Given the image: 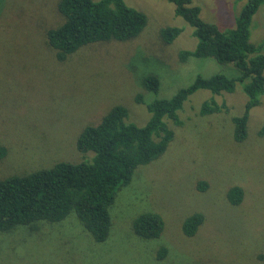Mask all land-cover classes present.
<instances>
[{
    "label": "rangeland",
    "instance_id": "374dc122",
    "mask_svg": "<svg viewBox=\"0 0 264 264\" xmlns=\"http://www.w3.org/2000/svg\"><path fill=\"white\" fill-rule=\"evenodd\" d=\"M58 1L0 0V144L7 149L0 178L82 160L78 134L114 104L141 125L149 117L145 103L171 96L197 73H238L213 57L178 59L196 38L167 0H124L146 15L135 37L88 43L60 60L46 39V30L62 21ZM192 2L203 20L227 29L246 0ZM165 26L181 28L168 44L159 34ZM249 30L251 42L264 39V2ZM147 73L158 77L156 92L141 84ZM138 93L142 103L134 99ZM211 96L221 108L199 114ZM245 100L238 83L232 92L199 88L190 94L177 111L180 123L168 121L173 135L165 150L138 165L117 191L105 240L95 241L71 211L58 222L1 231L0 264H264V92L249 110L246 137L236 141L231 117L243 111ZM233 185L243 189L236 204L227 198ZM148 210L164 222L153 239L131 229L136 215ZM193 212L203 221L187 236L181 226Z\"/></svg>",
    "mask_w": 264,
    "mask_h": 264
},
{
    "label": "trees",
    "instance_id": "16d2710c",
    "mask_svg": "<svg viewBox=\"0 0 264 264\" xmlns=\"http://www.w3.org/2000/svg\"><path fill=\"white\" fill-rule=\"evenodd\" d=\"M167 1L174 4L175 14L186 21L196 38L192 49L179 50L178 59L213 57L217 62L231 63L238 73L234 76L222 72L209 76L197 73L171 96L145 103L149 117L141 125L127 120L124 105L114 104L98 123L86 125L78 134L75 145L84 155L82 160H60L48 167L1 177L0 232L19 225L36 228L42 223L58 222L73 211L95 241L105 240L111 225L108 207L117 191L129 183L138 165L148 163L165 150L173 135L168 121L180 123L177 111L199 88L218 94L232 92L237 83L241 85L246 96L244 108L231 121L234 140L242 141L246 137L249 110L257 105L264 92V39L257 44L249 40L251 18L264 0H246L235 25L227 29L203 20L199 5L192 0ZM57 9L62 21L46 30V39L60 60L88 43L133 38L146 24L145 13L124 0H59ZM180 31L179 27L165 26L160 29V39L168 44ZM141 84L146 90L156 92L159 80L155 74L147 73L142 76ZM134 99L143 102L139 93ZM220 108L211 96L201 103L199 114ZM6 152V147L0 144V161ZM88 152L91 155L87 156ZM205 186V183L199 185L202 189ZM242 196L240 186L228 189L231 204L238 203ZM202 221L203 214L193 212L183 220L181 229L191 236ZM163 226L161 215L148 210L136 215L131 229L139 237L153 239L161 234ZM164 250L159 257L167 252Z\"/></svg>",
    "mask_w": 264,
    "mask_h": 264
}]
</instances>
